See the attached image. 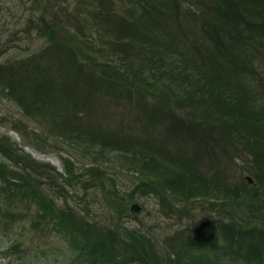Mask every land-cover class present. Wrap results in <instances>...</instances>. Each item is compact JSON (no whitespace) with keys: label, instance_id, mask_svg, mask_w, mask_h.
<instances>
[{"label":"trees","instance_id":"obj_1","mask_svg":"<svg viewBox=\"0 0 264 264\" xmlns=\"http://www.w3.org/2000/svg\"><path fill=\"white\" fill-rule=\"evenodd\" d=\"M19 1L18 26L1 15L18 1L0 0V98L38 130L15 127L107 163L130 157L133 188L155 191L180 225L163 258L149 233L73 203V165L64 175L0 133V253L37 247L24 245L30 221L65 242V264H264V0ZM19 39L27 48L8 56Z\"/></svg>","mask_w":264,"mask_h":264},{"label":"rangeland","instance_id":"obj_2","mask_svg":"<svg viewBox=\"0 0 264 264\" xmlns=\"http://www.w3.org/2000/svg\"><path fill=\"white\" fill-rule=\"evenodd\" d=\"M17 1L13 11H6L1 15H3L4 19H7L10 25L19 26L21 25L23 6L19 0ZM261 13L264 16V9H261ZM18 44L20 46L14 48L16 51L12 50L8 53V56L15 55L21 47L24 48L25 46L27 48L28 41L19 39ZM261 48L259 55L263 63H258V76L256 79L258 82L264 83V78L261 81L264 76V49L261 52ZM21 114L23 115V111L20 106L5 98H0V133H7L18 145L31 152L35 158L55 165L64 175H67L69 165H73L74 170L81 174V179H73V185L69 186L71 194H79V196L75 197L73 203L77 204L80 202L78 205L83 210L85 209L90 219L106 226H115L123 230L128 229L129 231L139 229L149 233L157 241L158 251L161 256L163 258L167 257V249L172 240L170 236L173 235L180 223H177V217L173 213H163L155 191L144 194L142 193V188H137L136 190L133 188L141 180L142 170L141 168L132 167L130 157L125 156L123 161H117L116 163H107L88 153L85 150L86 147H76V145L67 144L58 138L33 140L32 138L36 136L35 132L28 131L25 133L23 129L15 127L17 119L23 117ZM22 120L24 126H29L30 129L35 131L38 130L35 122L24 118ZM98 149L99 145H95L94 153ZM118 158H121V156ZM182 162L178 163L182 166H195L201 169V166L193 165V163L207 161ZM88 167L91 170L97 168L101 170L102 175L105 177L101 187L98 181H93L94 178L89 173H86ZM181 183H178L177 190H173L179 195L185 196L188 192L189 182L182 180ZM164 189L172 192L171 189ZM127 200L129 203L128 210L125 209ZM135 202L141 205L138 215L131 212V205ZM30 223V221L26 222L27 229L24 230L23 239L27 243L24 245L37 246L32 248L36 250L29 249L30 253L26 257L13 260L9 256L0 253V264H65L70 257L65 242L56 235L43 233L40 228H38L40 233H36L30 228ZM1 245L6 246H0V249L7 247V244Z\"/></svg>","mask_w":264,"mask_h":264},{"label":"water","instance_id":"obj_3","mask_svg":"<svg viewBox=\"0 0 264 264\" xmlns=\"http://www.w3.org/2000/svg\"><path fill=\"white\" fill-rule=\"evenodd\" d=\"M131 209H132L133 211H139V210L141 209V205H140L139 203L135 202V203H133V204L131 205Z\"/></svg>","mask_w":264,"mask_h":264}]
</instances>
